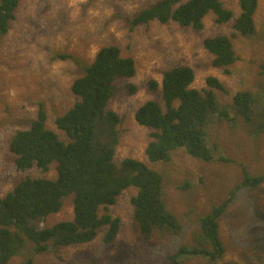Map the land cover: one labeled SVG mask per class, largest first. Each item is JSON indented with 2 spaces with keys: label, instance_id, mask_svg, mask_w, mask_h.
<instances>
[{
  "label": "rangeland",
  "instance_id": "1",
  "mask_svg": "<svg viewBox=\"0 0 264 264\" xmlns=\"http://www.w3.org/2000/svg\"><path fill=\"white\" fill-rule=\"evenodd\" d=\"M157 0H19L8 30L0 36V197L12 191L25 177H54L51 164L46 171L33 166L26 171L14 164L8 139L18 129H26L39 106L46 111V126L62 138L55 118L77 100L72 81L81 74L85 62L93 60L101 46L116 45L135 60L132 77L115 80V93L107 109L121 117L115 161L132 157L164 172L167 205L181 222L171 235L144 240L132 217L130 197L134 188L124 190L107 212L120 219L119 231L110 243L100 230L89 242L61 246L43 253L29 250L11 258L19 263L31 257L33 264H168V256L179 245L196 246L201 235V220L216 204L229 202L218 217V234L223 254L213 261L196 256L184 264H264V182L257 186L241 184L243 167L249 175H264V0H258L254 15L255 30L249 36L236 34L231 42L236 60L224 72L214 66L203 40L214 34L230 35L231 22L217 23L214 15L203 18L195 29L169 20L156 19L133 25L131 18ZM234 15L237 0H222ZM61 55H67L62 57ZM75 56L76 59L71 57ZM188 65L194 71L192 87L208 88L207 77H215L224 90H214L221 104H230L239 90L258 97L255 121L240 126L213 118L208 124L210 144H217L215 158H195L176 149L168 164L148 162L144 149L151 130L138 124L136 109L145 101L161 98V77L174 65ZM149 79L159 85L156 91L146 86ZM135 85L131 92L129 86ZM235 126V127H234ZM223 156L225 159H219ZM72 196L61 210L41 220L38 227L73 219ZM102 213V209L99 210ZM209 248V247H208Z\"/></svg>",
  "mask_w": 264,
  "mask_h": 264
},
{
  "label": "trees",
  "instance_id": "2",
  "mask_svg": "<svg viewBox=\"0 0 264 264\" xmlns=\"http://www.w3.org/2000/svg\"><path fill=\"white\" fill-rule=\"evenodd\" d=\"M237 2L239 13L234 15L222 0H157L131 18V23L172 20L201 29L208 13L214 15L217 23L231 22L230 35L214 34L203 40L204 48L212 55L211 63L228 72L237 57L231 38L254 32L258 7V0ZM18 3L19 0H0V36L7 32ZM135 73L133 57L123 55L116 45L101 46L72 81L70 88L77 100L55 118V125L65 138L46 126L47 115L42 105L28 128L18 129L10 136L8 146L15 155L18 170L37 166L46 171L54 164L56 174L51 178L25 176L15 183L12 191L0 197V264H33L31 257L19 263L10 261L29 250L43 253L89 242L100 230H104V242H112L119 231L120 219L112 217L107 208L129 188L136 190L129 204L134 224L144 240L175 234L181 229L180 220L167 205L164 172L132 157H124L120 163L115 161L122 119L114 110L107 109V104L115 93V80ZM194 77L188 65L167 68L161 77L163 104L150 99L136 109V122L151 130L144 149L148 162L168 164L179 148L195 158L210 161L215 158L218 146L210 144L208 136L207 127L213 118L225 120L230 126H240L239 119L243 123L255 121L253 112L258 97L252 92L239 90L230 104H221L214 92L224 90L221 81L209 76L208 88L200 91L191 86ZM158 85L155 79L146 82L152 91ZM129 88L131 92L137 89L135 85ZM218 158L226 160L223 156ZM263 182L264 175H249L243 167L242 182L237 189ZM67 196H72L73 219L38 227L41 220L61 210ZM228 202L213 206L201 220V235L195 237L197 245H179L168 256V264H184L196 256L213 261L223 254L218 217Z\"/></svg>",
  "mask_w": 264,
  "mask_h": 264
}]
</instances>
